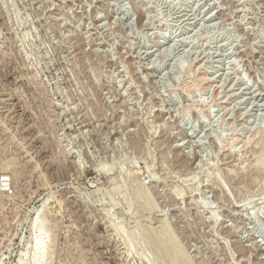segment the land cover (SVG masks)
I'll return each instance as SVG.
<instances>
[{"label": "rangeland", "instance_id": "1", "mask_svg": "<svg viewBox=\"0 0 264 264\" xmlns=\"http://www.w3.org/2000/svg\"><path fill=\"white\" fill-rule=\"evenodd\" d=\"M0 264H264V0H0Z\"/></svg>", "mask_w": 264, "mask_h": 264}, {"label": "bare ground", "instance_id": "2", "mask_svg": "<svg viewBox=\"0 0 264 264\" xmlns=\"http://www.w3.org/2000/svg\"><path fill=\"white\" fill-rule=\"evenodd\" d=\"M36 242H37V241H36ZM36 246L38 247V246H40V245H36ZM37 247H36V248H37ZM162 248H163V247H162ZM40 249H41V248H40ZM38 252H39V251H38ZM162 257H163V256H162ZM35 261H36V262L39 261V256H38V254L35 255V260H34V262H35Z\"/></svg>", "mask_w": 264, "mask_h": 264}, {"label": "built area", "instance_id": "3", "mask_svg": "<svg viewBox=\"0 0 264 264\" xmlns=\"http://www.w3.org/2000/svg\"><path fill=\"white\" fill-rule=\"evenodd\" d=\"M2 180V179H1ZM5 182V181H4ZM7 186V185H6ZM5 192L7 193H11V191L9 189L6 188Z\"/></svg>", "mask_w": 264, "mask_h": 264}]
</instances>
